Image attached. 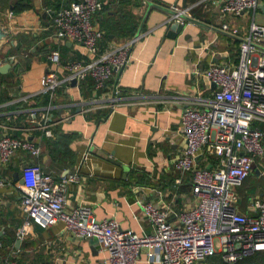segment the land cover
<instances>
[{
	"label": "crops",
	"instance_id": "0c3cea01",
	"mask_svg": "<svg viewBox=\"0 0 264 264\" xmlns=\"http://www.w3.org/2000/svg\"><path fill=\"white\" fill-rule=\"evenodd\" d=\"M16 1L0 0V25L8 30L7 42L0 48V66L9 56L17 62L15 68L0 72L4 75L0 87L9 97L0 102V135L26 136L40 154L35 157L19 150L7 166L0 167V176L7 179L0 187V258L14 257L21 264H96L104 261L106 252L94 239L74 237L62 223L35 224L32 234L16 239L15 230L24 219L17 188L22 167L39 166L55 176L76 171L78 180L68 187L67 209L88 206L96 218L114 216L122 228L140 234L152 228L135 203L136 196L157 200L156 193L162 190L163 202L173 203L177 211L195 204L189 174L176 192L172 187L176 175L172 158L180 153L184 139L179 121L182 104L167 97L196 93L211 97L215 85L202 75L203 69L212 63L236 62L241 35L252 21L264 24V0L239 15L221 13L219 0H108L94 16L104 33L100 46L134 38L130 62L100 89L90 78L75 85L64 82L49 106L34 105L33 99L42 93L45 72L53 68L47 51L58 48L64 60L83 57L82 45L61 43L53 35L45 11L70 0H27L28 7L13 12ZM171 6L189 14L182 30L172 36L166 30ZM222 22L237 27L238 34L223 30ZM19 41L21 50L15 52ZM113 89L117 90L114 108L109 100ZM32 106L37 109L35 121L28 114ZM40 123L48 124L51 132L59 128L77 135L69 144L72 163L50 158L46 148L50 136L38 127ZM256 124L264 134V122ZM215 160L206 154L197 162L211 167ZM252 172L260 182L256 189L246 191L245 179L237 187L236 207L244 214L253 213L252 197H264V156L255 157ZM139 264L159 263L146 262L142 254Z\"/></svg>",
	"mask_w": 264,
	"mask_h": 264
},
{
	"label": "built area",
	"instance_id": "2783aa9c",
	"mask_svg": "<svg viewBox=\"0 0 264 264\" xmlns=\"http://www.w3.org/2000/svg\"><path fill=\"white\" fill-rule=\"evenodd\" d=\"M219 1L221 13L234 15L259 4V0ZM107 3L108 0H70L58 8H46L53 35L61 43L69 41L84 49L83 57L66 60L58 48L47 51V61L53 65L45 72L42 85V92L48 94V106L64 82L75 79L77 84L90 78L94 88L100 89L130 62L134 38L100 46L104 33L94 16ZM170 8L171 19L187 22V9ZM221 28L238 34V28L226 22L221 23ZM13 58L9 56L3 63ZM202 75L215 85L211 97L199 93L167 97L182 104L179 121L184 139L180 153L172 158L176 171L172 187L176 192L189 174L195 204L177 211L173 203L163 202L162 190L157 191V200L136 196L135 203L152 228L150 233L140 234L122 228L114 216L96 218L88 206L67 209L68 187L78 180L76 171L55 176L39 166L26 165L21 171L22 182L17 184L24 219L15 230L16 239L32 234L35 224L48 227L62 223L74 237L94 239L106 252L104 264H139L142 254L146 262L159 264H194L214 253L234 262L263 250L264 197L251 198L252 214L239 212L236 205L237 187L253 170L255 157L264 156V134L256 124L264 122V24L252 21L241 35L235 63L209 64ZM112 93L109 100L114 108L117 90ZM36 112L35 106L29 107L31 121H35ZM38 127L46 136H52L48 124L40 123ZM19 150L35 157L40 154V148L26 136L0 135V167L7 166ZM206 154L216 159L211 167L197 162ZM87 155L84 153L83 160ZM6 183L7 179L0 176V187ZM0 264L21 263L14 257H5L0 258Z\"/></svg>",
	"mask_w": 264,
	"mask_h": 264
},
{
	"label": "trees",
	"instance_id": "16d2710c",
	"mask_svg": "<svg viewBox=\"0 0 264 264\" xmlns=\"http://www.w3.org/2000/svg\"><path fill=\"white\" fill-rule=\"evenodd\" d=\"M26 7H28L27 0H17L13 4V12L20 11ZM20 43L21 42L19 41L18 44L15 45V50H16L15 52H20L21 50ZM64 48L67 47L64 46ZM3 76L4 75H0V84L1 82H3ZM4 92H5L4 89H1L0 87V102H2L4 99L7 100L9 98L8 96H6V94H4ZM33 99H34V105L35 104L45 105L48 103V94L42 92L41 94L35 96ZM75 137H77L75 133L64 132L59 128H54L52 130V136L46 139V148L48 150L47 152L50 158H52L53 160H57L59 158L65 160L68 159L69 163H72L74 161L73 152L71 151L69 144ZM252 173H250L245 178V180H247ZM194 264H264V249L245 255L234 262H228L223 259L220 253H214Z\"/></svg>",
	"mask_w": 264,
	"mask_h": 264
},
{
	"label": "water",
	"instance_id": "95a60500",
	"mask_svg": "<svg viewBox=\"0 0 264 264\" xmlns=\"http://www.w3.org/2000/svg\"><path fill=\"white\" fill-rule=\"evenodd\" d=\"M260 7L262 8V6ZM185 18L187 19V17ZM182 28H183V23H180L173 18L168 19V21L166 22V30L168 35L172 36L176 33H179L182 30ZM7 34H8V30L6 29V27L3 24L0 25V48L4 43L7 42L6 39ZM16 64L17 62L13 60L6 61L4 64L0 66V72L1 73L7 72L8 70L15 68ZM20 70H22L21 67H18L17 72H19ZM71 84L75 85L76 80L72 79ZM254 167H255V163H253V168ZM20 182H22V180ZM96 264H104V262L100 260H96Z\"/></svg>",
	"mask_w": 264,
	"mask_h": 264
},
{
	"label": "rangeland",
	"instance_id": "374dc122",
	"mask_svg": "<svg viewBox=\"0 0 264 264\" xmlns=\"http://www.w3.org/2000/svg\"><path fill=\"white\" fill-rule=\"evenodd\" d=\"M248 179L245 181L246 184H244V187H245V185H247L246 191L248 190L249 192H251L254 189H256V187L259 185V184L257 185V182H259V181L257 178L253 177V173L251 174V176ZM262 181L264 183V179ZM215 248H218L217 243H215Z\"/></svg>",
	"mask_w": 264,
	"mask_h": 264
}]
</instances>
